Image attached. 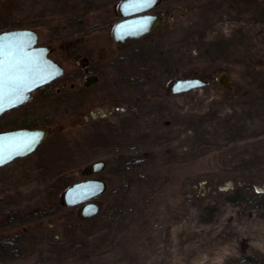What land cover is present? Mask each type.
Here are the masks:
<instances>
[{"label": "rangeland", "instance_id": "obj_1", "mask_svg": "<svg viewBox=\"0 0 264 264\" xmlns=\"http://www.w3.org/2000/svg\"><path fill=\"white\" fill-rule=\"evenodd\" d=\"M121 1L0 0V31L37 30L65 67L0 117V130L49 129L0 167V264H264V0H164L159 30L118 46ZM84 56L98 85L81 86ZM135 63L150 69L140 83L126 79ZM194 76L209 84L170 93ZM92 177L107 187L78 223L83 204L63 194Z\"/></svg>", "mask_w": 264, "mask_h": 264}, {"label": "water", "instance_id": "obj_2", "mask_svg": "<svg viewBox=\"0 0 264 264\" xmlns=\"http://www.w3.org/2000/svg\"><path fill=\"white\" fill-rule=\"evenodd\" d=\"M161 1L162 0H154V2H151L150 4L146 5L142 11L130 13V12H127L124 7L126 0H122L119 3V7H118L121 19L115 23L113 27V31H112V36H113L115 43H124L127 41L128 38H140L144 36L145 34H148V33H151L157 30L163 23V16L158 13H154L151 10L156 5H158ZM133 21H141L143 25V30H138L140 25L134 26L132 28L123 27L126 24H131ZM20 33L30 34L29 36L23 37V39L26 41L30 39L31 50L35 52L42 61L46 62L47 65L51 66V68L54 69V72L52 76H50L46 81L42 80L34 84L32 88L25 93L26 98L24 99V102L18 104L17 106L26 103L30 99L31 92L33 90L55 80L56 78L60 77L63 74L62 65L50 56L51 48L47 45L39 44L38 42L39 34L37 30L33 28L7 29V30L0 31V37L11 36L12 34H20ZM79 64H81V61H79ZM91 80L92 79L88 80L87 83H89ZM218 81L223 87H227V88L230 87L229 78L226 72H222L220 74ZM208 84H209V81L201 77H197V76L180 77V78L175 79L170 84V93L178 94V93L192 90L197 87H203ZM12 108L14 107L8 108L7 105H5V110L3 112H0V115L4 113L5 111L10 110ZM104 113L105 112L102 111L101 115H103ZM92 115L96 117L98 114L96 112H92ZM35 133H39L40 135L37 138L38 143L34 144L32 150H30L27 153V154H30L33 151H35L37 147L47 138L48 129L46 127L39 126V127H33V128H18V129L6 130V131H1L0 136H12L16 134H35ZM22 156H25V155H21L17 157H22ZM3 165H0V166H3ZM104 165H105V161L101 160V161L95 162L92 165V172H95V173L99 172L104 167ZM84 185L91 186L89 189L86 190L88 191V195L86 197L83 195V192L85 191V189L81 187ZM106 187H107L106 181L101 178H97V177H92V178H88V179L75 182L65 190L64 203L68 206L84 204L81 208L80 216L82 218L91 217L97 214L100 209V206L97 203H95L93 200L97 198V196L102 194L105 191Z\"/></svg>", "mask_w": 264, "mask_h": 264}, {"label": "snow or ice", "instance_id": "obj_3", "mask_svg": "<svg viewBox=\"0 0 264 264\" xmlns=\"http://www.w3.org/2000/svg\"><path fill=\"white\" fill-rule=\"evenodd\" d=\"M154 0H126L124 5L127 12L142 11L143 8ZM140 25L138 30H143L141 21H133L123 27L132 28ZM27 33L12 34L0 37V112L15 107L24 102L25 93L39 81H46L52 76L54 69L42 61L31 50L30 39ZM39 133L16 134L12 136H0V165L10 162L17 156L26 155L38 143ZM88 195L90 185L81 186Z\"/></svg>", "mask_w": 264, "mask_h": 264}, {"label": "flooded vegetation", "instance_id": "obj_4", "mask_svg": "<svg viewBox=\"0 0 264 264\" xmlns=\"http://www.w3.org/2000/svg\"><path fill=\"white\" fill-rule=\"evenodd\" d=\"M163 1L164 0H162L158 5H156L151 11L152 12H154V13H158V14H160V15H162L163 16V23H164V20H165V16L167 15V14H170L171 13V11L169 10V11H166V10H158V9H156L157 7H159L162 3H163ZM118 7H119V5H118ZM118 13H119V8H118ZM120 14V13H119ZM121 19V17L118 19V20H120ZM117 20V21H118ZM116 21V22H117ZM115 22V23H116ZM115 23H114V25H115ZM163 23H162V25H163ZM114 25H113V27H114ZM161 25V26H162ZM160 26V27H161ZM159 27V28H160ZM159 28L157 29V30H155V31H153V32H151V33H154V32H157L158 30H159ZM112 31H113V29H112ZM151 33H148V34H145L144 36H146V35H150ZM144 36H142V37H140V38H143ZM112 38H113V36H112ZM133 39H137V38H128L127 39V41L126 42H124V43H115V41H114V39H113V41H114V43L116 44V45H118V46H123V45H125L126 43H128V41L129 40H133ZM41 45H44V44H41ZM50 47V46H49ZM51 48V47H50ZM51 53V52H50ZM81 64H79V60L78 61H76L77 62V65L79 66V69L82 71V72H84V74H85V76H84V78H83V83L81 84V82H80V84H81V86L83 85V87H89V86H94V85H98V83H101L102 81H103V77H102V75H101V73H100V68H101V63H95L90 57H87V56H84V57H81ZM59 62V61H58ZM61 65H62V67H63V74L60 76V77H62L64 74H65V67H64V65L61 63V62H59ZM133 67L136 69V74L135 75H131V76H126V79L127 80H130V81H132L133 83H140L141 82V79H140V76L138 75V73H139V71H141L142 73H144L143 72V68L144 67H142L141 65H139L138 63H135L134 65H133ZM138 70V71H137ZM60 77H58V78H60ZM58 78H56V79H58ZM55 79V80H56ZM90 79H92L89 83H87L88 82V80H90ZM54 81V80H53ZM52 82V81H51ZM51 82H49V83H47V84H45V85H42V86H40V87H38V88H36L35 90H33L32 92H31V97H30V99H32V96L34 95V92L36 91V90H38V89H42V92H46L47 91V89H46V86H48V85H50L51 84ZM77 85H78V83H77ZM71 87L72 88H74V87H76V84H74V83H72L71 84ZM51 88L53 89L54 88V85H51ZM59 90H60V87H59ZM29 99V100H30ZM123 101H121V102H124V104H126L127 106H128V110H127V108L126 107H123L122 108V111L124 112V113H128L129 111H134V110H136V112H138V107H139V104L141 103V98H140V95H137V96H135V97H132V98H124V99H122ZM21 105H23V104H21ZM21 105H19V106H21ZM16 107H18V106H16ZM16 107H14V108H16ZM117 107L115 106V107H104V110H100V109H97V111H96V113L98 114L96 117H94L93 115H91L93 118H104V117H106L107 115H108V113H110L112 110H115ZM13 109V108H12ZM11 110V109H10ZM10 110H7V111H5L4 113H2L1 115H0V117L1 116H3L6 112H8V111H10ZM105 112L103 115H101V112ZM91 114H92V112H91ZM34 126H23V127H17V128H12V129H18V128H33ZM37 127H39V126H37ZM12 129H6V130H12ZM48 129V128H47ZM6 130H0V132L1 131H6ZM48 132H49V129H48ZM38 148V147H37ZM23 157V156H22ZM17 158H19V157H17ZM16 159V158H15ZM14 159V160H15ZM13 161V160H12ZM4 166V165H3ZM1 167V166H0ZM65 193V192H64ZM94 201V200H93ZM62 203H64V194H63V198H62ZM15 219H17L16 217H11L10 218V220H11V223L12 224H15ZM17 238H15L14 240H16Z\"/></svg>", "mask_w": 264, "mask_h": 264}, {"label": "trees", "instance_id": "obj_5", "mask_svg": "<svg viewBox=\"0 0 264 264\" xmlns=\"http://www.w3.org/2000/svg\"><path fill=\"white\" fill-rule=\"evenodd\" d=\"M149 71H150V69H143V72L144 73H149ZM86 219H83L81 216H79V218H78V223H80V222H82V223H84V221H85Z\"/></svg>", "mask_w": 264, "mask_h": 264}]
</instances>
